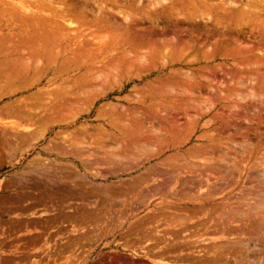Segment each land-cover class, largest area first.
<instances>
[{"label":"rangeland","instance_id":"rangeland-1","mask_svg":"<svg viewBox=\"0 0 264 264\" xmlns=\"http://www.w3.org/2000/svg\"><path fill=\"white\" fill-rule=\"evenodd\" d=\"M22 1L0 0V65L7 66H0V264H264V181L259 183V178H264V0L159 1L170 19L168 25L159 24L163 27L159 37L152 39L151 43L161 47L153 57L146 48L150 41L142 44L136 37L117 35L106 40L105 47L98 43V35L93 36L97 33L94 28L84 25L87 22H74L82 26L77 32L68 21H60L65 27L68 24L65 31L71 32L70 42H90L89 47L65 55L73 61L68 70H46L39 63L42 72H20L18 68L24 61L16 52L25 42L21 34L30 25L29 13L26 9L27 15L17 11L12 16L10 6ZM128 1L120 0V5ZM23 2L32 10L39 0ZM100 3L103 5L100 0L96 4ZM53 4L62 3L55 0ZM168 6L181 14L171 10L170 14ZM148 7L142 4L140 8L144 13ZM115 8L116 12L124 7ZM130 11L132 22L144 19L140 11ZM80 14L86 15L85 11ZM148 26L138 34L148 32ZM175 29H179L177 33ZM168 31L171 35L166 37ZM68 39H60L54 49L63 52ZM172 46L178 48L174 54ZM132 47L141 50L139 57L130 52ZM85 49L94 53L89 55ZM80 51L85 60L77 62ZM126 57L134 61L102 78L100 85L80 87L83 74ZM63 84H70V90L64 91ZM190 86L196 90L191 91ZM189 90L194 92L192 98L204 104L202 109H208L207 115L195 116L197 111L190 102L178 100L180 93L192 94ZM255 91L262 95L261 107L243 98ZM176 110L196 120L183 118L177 130L173 129L176 117L169 118ZM235 111L239 117L234 116ZM156 112L163 115L159 125L165 123L157 143L151 139L156 138L152 129L146 128L154 122L149 114ZM133 114L143 116L139 115V120L125 117ZM205 148H214L212 152L218 156L228 150L230 163L215 161L210 171L202 169L200 166L208 163L202 159L208 154L200 157L197 153ZM183 154L197 171L181 169L179 157ZM161 169H175L173 177L167 180L165 190L148 194L147 188L165 180L156 171ZM192 176L194 183L180 185L179 179ZM181 190H185L183 195L173 196ZM137 198L145 202L134 207L136 211L110 207L114 201Z\"/></svg>","mask_w":264,"mask_h":264},{"label":"bare ground","instance_id":"bare-ground-1","mask_svg":"<svg viewBox=\"0 0 264 264\" xmlns=\"http://www.w3.org/2000/svg\"><path fill=\"white\" fill-rule=\"evenodd\" d=\"M21 1V0H20ZM24 1V0H23ZM15 2V3H17L16 5H12V4H10V5H12V6H10V8L11 7H13V9H12V14L10 13V15H17L16 13H17V11H22V13H25L26 15L29 13V16H28V18H27V21H28V24H30L29 26H27L25 29H24V31L22 32V37L24 38V40H25V42H24V44H22L21 43V39L20 38H16V37H14V39H20L19 41H20V43L22 44V46H21V48L20 47H17V49H18V51L16 52V54L18 55V56H20V59H22L23 61H24V63H22L21 64V66H19L18 68L21 70L20 72H24V71H27V72H32V71H35L36 72V69H37V71L39 70V67L40 68H42V69H46V70H50L51 68H58V71H60V70H62V69H64L63 71H66V70H68L67 68L72 64V59L70 58V57H66L65 55H68V53L69 52H71L73 49H74V51H79V47H80V49L81 48H83L84 46H88L89 44H90V42H89V44H88V42L87 43H82V44H79L78 42V40H76V42H70V40L68 39V36H70L71 34V32H69V30H67V31H65L66 30V28H68V24H71V25H73L74 27H77L78 28V26H81V25H78V26H75V25H77V24H81L82 22L83 23H86V24H84L85 26L87 25L88 26V28H94V30L97 32L96 34H93V36H95V35H98V38L97 39H100V41L99 40H97V41H99L98 43H100L101 45H104V44H106L105 45V47L107 46V43L113 38V36H117V35H119L120 37L122 36V37H125V38H127L128 39V37H130V36H132V38H134L135 39V37L136 38H138L139 39V42H141L142 44H146L148 41H150V43L148 44V46L146 47V48H148V50H149V52H148V55L150 54L152 57L155 55H153V52L155 53V50L157 49V50H159V49H161V47L158 49V47H156V44L155 43H151L153 40L152 39H154V38H156V37H159V34H158V32H159V30H161L162 28H160V23H165V22H167L166 24L168 25L169 23V19L170 18H168L167 19V16H169V15H164L165 14V12L166 11H163L162 9L163 8H160L161 6H160V2H162L161 0H138L136 3H132V4H130L129 3V1L128 2H126V4H122V5H120V0H100V2L102 1L103 2V5H101L102 3H100V4H96L97 3V1H99V0H97L96 1V3H94V1L93 0H69L71 3L69 4V2L67 1V0H58V1H61V5L60 6H55V5H57V4H53L54 3V1L55 0H48V2H43V0H42V3H41V1L39 0V2L38 3H36L35 2V5H34V9H32V10H29L28 9V7L30 6L28 3H24V2ZM87 1H90V2H87ZM125 1H127V0H125ZM143 1H147V2H145V4L147 3V5L149 6V7H153V9H154V11L153 10H150V9H152V8H147V10H144V13H143V11H142V9H144V8H140L141 7V5L143 4L145 7H147V5H145L144 3H143ZM160 1V2H159ZM192 1V0H191ZM7 2V1H6ZM31 2V1H30ZM64 2H67L69 5H64L63 3ZM92 2V3H91ZM122 2V1H121ZM134 2V1H133ZM141 2H142V4H141ZM193 2V1H192ZM228 1H226V3H227ZM231 2V1H230ZM230 2H228V4L230 3ZM1 3V2H0ZM10 3V2H9ZM34 3V2H33ZM129 3V4H128ZM160 3V4H159ZM165 3H166V1H165ZM165 3H163V4H165ZM232 3V2H231ZM230 3V4H231ZM95 6H93V5ZM141 4V5H140ZM150 4V5H149ZM96 5L99 7L100 5V7L98 8L97 7V9H96ZM151 5H153V6H151ZM162 5V4H161ZM182 5H183V3H182ZM2 6H3V4H2ZM5 6H7V5H5ZM112 6H113V9H112ZM115 6H122V7H124V8H122L121 9V11H117L116 10V12H115V10H114V8H115ZM191 6V5H190ZM7 7H9V5L7 6ZM6 7V8H7ZM166 7H167V5H166ZM176 7V6H175ZM178 7V6H177ZM176 7V8H177ZM1 8V10H3L2 9V7H0ZM32 8V7H31ZM102 8H104V9H102ZM131 8H133V10L137 13L138 11H140V9H141V11H140V15H143V17H144V19H142V17H141V20H139V21H134V22H132V19L130 18L131 16V14H130V9ZM175 8V9H176ZM8 9V8H7ZM26 9H27V11H28V13H26L27 11H26ZM107 10L106 12H102V10ZM116 9V8H115ZM146 9V8H145ZM158 9H161V10H158ZM172 9H174V7L172 6ZM178 9V8H177ZM179 9H180V7H179ZM10 10V9H9ZM72 10V11H71ZM158 10V11H157ZM171 9L169 8V6H168V10L167 11H170ZM183 10V9H182ZM5 11V10H4ZM23 11H26V12H23ZM81 11H85V13H86V15L85 14H80L81 13ZM172 11V10H171ZM170 11V14H172V12L173 13H175L176 12V10H175V12L174 11H172L171 12ZM133 12V11H132ZM142 12V13H141ZM154 12V13H153ZM178 12V13H177ZM176 12V14H181L180 12H179V10ZM169 13V12H168ZM1 14V13H0ZM24 14V15H25ZM45 14V15H44ZM138 14V13H137ZM206 14H208V13H206ZM18 15H21V13L19 14V12H18ZM88 15H90V18H87V16ZM115 15H117L118 17L120 16V20L119 19H117L116 17H115ZM133 15H135L134 13H133ZM132 15V16H133ZM211 15V14H210ZM166 16V17H165ZM137 17V16H136ZM181 17H182V15H181ZM211 17V16H210ZM12 18V17H11ZM19 18H21V17H19ZM67 18V19H66ZM133 18H134V16H133ZM172 18V17H171ZM9 20H10V18H9ZM14 20V19H13ZM166 20V21H165ZM174 21L176 20V18L175 19H173ZM172 19H171V21L174 23V21H173ZM177 20H178V18H177ZM181 20V19H180ZM21 21V20H20ZM19 21V22H20ZM23 21V20H22ZM22 21H21V24H22ZM26 21V22H27ZM62 21H65V24H66V21H68L67 23V26L65 27V25L63 26V25H61V22ZM182 22H184L183 21V19L181 20ZM181 21H180V23H181ZM74 22H78L77 24L76 23H74ZM79 22H81V23H79ZM177 22V21H176ZM82 23V24H83ZM185 23V22H184ZM20 24V23H19ZM23 24H25V22H23ZM62 24H64V23H62ZM75 24V25H74ZM149 24V26L148 27H150V29H149V31L147 32L146 30H145V32L144 33H142V34H138V32L140 31V30H142V28L144 27V25H148ZM166 24H165V26H166ZM178 24H179V20H178ZM152 25H154V28L152 27L151 28V26ZM156 25H158L159 26V29H155V26ZM161 25H163V24H161ZM23 26V25H22ZM25 26V25H24ZM84 26V27H85ZM164 26V27H165ZM176 26H177V24H176ZM71 28H72V26H70ZM82 27V26H81ZM83 27V28H84ZM157 27V26H156ZM173 27H175V26H173ZM19 28H21L20 26H19ZM80 28V27H79ZM79 28H78V30L75 28V30H77V32L79 31ZM168 28V27H167ZM179 28V27H178ZM81 29V28H80ZM173 29V28H172ZM158 30V31H157ZM169 30H171V29H169ZM174 30V29H173ZM172 30V31H173ZM176 30V29H175ZM177 30H179V29H177ZM176 30V33L178 32ZM184 30V29H183ZM182 30V31H183ZM186 30H187V28H186ZM83 32H88V31H83ZM94 33V32H93ZM161 33V32H160ZM163 33H165L166 34V32H163ZM181 33V35H182V32H180ZM179 33V34H180ZM194 33V32H193ZM76 34V33H75ZM74 33H73V35H75ZM91 34V33H90ZM174 34H175V32H174ZM188 34V33H187ZM100 35V36H99ZM111 35V36H110ZM161 35V34H160ZM167 35V34H166ZM166 35H162V36H166ZM171 35V34H170ZM169 35V31H168V35L166 36V37H168V36H170ZM178 34H176V36H177ZM180 35V36H181ZM78 36V35H77ZM90 36H92V34L90 35ZM105 36V37H104ZM176 36L174 37V38H176ZM20 37V36H19ZM97 37V36H96ZM120 37H117L118 39L120 38ZM165 37V38H166ZM62 38H64V40H66V39H68L67 40V42H66V45H65V48H64V50H63V52H61L59 49L57 50V49H54V48H57V47H54L57 43L56 42H58L59 43V40L60 39H62ZM84 39H86L85 37H83ZM82 38V39H83ZM117 38H115V39H117ZM179 38H182V37H179ZM179 38H178V41L177 42H179V44L180 43H182V42H180V40H179ZM192 38V37H191ZM83 39V40H84ZM90 39H92V37L90 38ZM116 40V43H117V41H119V40ZM159 39H161V38H159ZM158 39V40H159ZM196 39V38H195ZM82 40V41H83ZM96 40H93L92 39V41H96ZM106 40H109V41H106ZM136 40V39H135ZM162 40V39H161ZM164 40V39H163ZM194 40V39H193ZM10 41V40H9ZM16 41V40H15ZM81 41V42H82ZM132 41V40H131ZM198 41V40H197ZM80 42V43H81ZM128 42V41H127ZM170 42H172V41H170ZM176 42V43H177ZM78 43V44H77ZM93 43V42H92ZM97 43V44H98ZM113 44H114V42H112ZM122 43V42H121ZM120 43V44H121ZM166 43H168V42H166ZM173 43V42H172ZM174 43H175V40H174ZM185 43H187V42H185ZM196 42H194V44H195ZM7 44H9V43H7ZM12 44V43H11ZM126 44V43H125ZM170 44V43H169ZM58 45V44H57ZM99 45V44H98ZM173 45H175L176 46V44H173ZM15 46H16V44H15ZM19 46V45H18ZM59 46V45H58ZM91 46V45H90ZM113 46H115V45H113ZM113 46H111L112 48H113ZM175 46H172L171 47V52H173L174 50L176 51V49L178 50V48H175ZM8 47V46H7ZM89 47V46H88ZM97 47L98 46H96L95 48H93L94 50H97ZM99 47H103V46H99ZM186 47H189V46H186ZM196 47V46H195ZM12 49H10V50H13V47H11ZM129 48V47H128ZM7 49V48H6ZM89 49V48H88ZM111 49V48H110ZM184 49V48H183ZM8 50V49H7ZM6 50V51H7ZM9 50V51H10ZM86 51H90V50H87V49H85ZM8 51V52H9ZM141 50L139 49H137V50H133V47L131 48V51L130 52H132V54H137L138 55V53L140 52ZM15 52V51H14ZM13 52V53H14ZM81 52H82V54H81ZM98 52V51H97ZM72 53V52H71ZM76 53H78V52H76ZM87 53V52H86ZM90 53L91 54H93L92 53V50H91V52H89L88 54L90 55ZM158 53V52H157ZM174 53H176V52H173V54ZM183 53V52H182ZM80 54H81V56H80V59H78L77 60V62L78 61H81V60H85V58L82 56L83 55V51H80ZM124 54V53H123ZM130 54V53H129ZM160 54V55H159ZM164 54V53H163ZM178 54H179V52H178ZM96 55H98V54H96ZM142 55L143 56H145L144 55V53L142 52ZM160 56V58H161V53L159 52L158 54H157V56ZM184 55V54H183ZM193 55H194V52H193ZM92 56V55H91ZM141 56V55H140ZM142 56V57H143ZM147 56V55H146ZM177 56V55H176ZM175 56V57H176ZM180 56H182V54H181V52H180ZM179 56V57H180ZM66 57V58H65ZM114 57V56H113ZM135 57V56H134ZM137 57H139V55L137 56ZM142 57H140V58H142ZM150 56H148V58H149ZM178 57V56H177ZM89 58V57H88ZM87 57H86V59H88ZM116 58V57H115ZM127 58V57H126ZM144 58V57H143ZM143 58H142V60H143ZM155 58V57H154ZM159 58V59H160ZM181 58H183V57H181ZM194 58H195V56H194ZM7 59V58H6ZM64 59V60H63ZM71 59V60H70ZM145 59V58H144ZM153 59V58H152ZM10 60V59H9ZM17 60H18V58H17ZM74 60H76V59H74ZM100 60L102 61V63H103V58H100ZM112 60V59H111ZM114 60V59H113ZM164 60V59H163ZM162 60V61H163ZM193 60V59H192ZM117 62H113V63H109V64H103V66H96V64H95V66L97 67L96 69L95 68H93V67H89V68H93L94 70H92L91 72H89L88 74H83V76L84 77H82V81L80 82V87L82 88V87H84V88H86V87H88L89 85H91V86H97L98 84L100 85L105 79L104 78H106L105 76H109V75H111L110 73L112 72H114L116 69H121V68H123L124 66H126V64H129V63H131L132 61H134V60H132L131 62H129V60H128V58L127 59H125V61H122V59H118V60H116ZM147 61V60H146ZM160 61V60H159ZM181 60H180V58H178V62H180ZM184 61H186V60H184ZM194 61V60H193ZM8 62V61H7ZM129 62V63H128ZM151 62V61H150ZM150 62H148V63H150ZM188 62H191V61H188ZM198 62V61H197ZM40 63V65H39V67H38V64ZM134 63V62H133ZM137 63H140V62H137ZM174 63V62H173ZM196 63V62H195ZM4 64V63H3ZM98 64V63H97ZM135 64V63H134ZM142 64V63H141ZM145 64V63H144ZM161 64H162V62H161ZM171 64H172V62H171ZM185 64V63H184ZM186 64H187V62H186ZM13 65V64H12ZM76 65V64H75ZM92 65V64H91ZM133 65V64H132ZM164 65V64H163ZM0 66H5V65H0ZM5 67H7V66H5ZM12 67V66H11ZM65 67H66V70H65ZM129 67V66H128ZM146 67V66H145ZM149 67V66H148ZM87 68V67H86ZM130 68V67H129ZM132 68V67H131ZM164 68V67H163ZM2 69V68H1ZM42 69H40V71L42 70ZM80 69H82V67H80ZM84 70H86V69H84ZM125 70V69H124ZM138 70H141V69H138ZM8 71V70H7ZM40 71H38V72H40ZM11 72H12V70H11ZM19 72V71H18ZM19 72V73H20ZM37 72V73H38ZM42 72V71H41ZM57 72V71H56ZM68 72V71H67ZM87 72V71H86ZM81 73H84V72H82L81 71ZM116 73V72H115ZM34 74V73H33ZM36 74V73H35ZM126 74V73H125ZM179 74V73H178ZM183 75V74H182ZM16 76V75H15ZM37 76V75H36ZM80 76V75H79ZM113 77H114V75H112ZM112 76H110L111 78H112ZM184 76V75H183ZM182 77V76H181ZM49 78V77H48ZM104 80H103V79ZM117 78H119V77H117ZM121 78V77H120ZM119 78V79H120ZM193 78V77H192ZM194 78H197L198 80H199V78L198 77H196V76H194ZM35 79V78H34ZM33 79V80H34ZM174 79V78H173ZM182 79V78H181ZM10 80V79H9ZM79 80H81V78H79ZM114 81H115V79H113ZM117 80V79H116ZM109 81V80H108ZM113 81V82H114ZM163 81V80H162ZM162 81H161V83H162ZM201 81V80H200ZM23 82H25V81H23ZM72 82V81H71ZM73 82H75V81H73ZM72 82V83H73ZM78 82V81H77ZM107 82V81H106ZM180 82V81H179ZM182 83H184L185 84V82H183V81H181ZM79 83V82H78ZM105 83V82H104ZM191 84H192V82H190ZM190 83H187V84H189L190 85ZM195 83V82H194ZM258 83V82H257ZM71 84V83H70ZM70 84H66L65 86H64V84H63V86H64V91H67V90H70ZM161 87H163L164 86V83H162L163 84V86L160 84V83H158ZM166 86L168 85L167 83L165 84ZM195 85H197V84H195ZM260 85V84H259ZM166 86H165V88H166ZM182 86V85H181ZM193 86H194V84H193ZM152 88H153V86H152ZM179 88V87H178ZM192 87L190 86V89H191ZM194 88V87H193ZM191 89V91H193V90H196L195 88L194 89ZM154 89V88H153ZM169 89V88H168ZM171 89V88H170ZM63 91V92H64ZM83 91V90H82ZM146 91V90H145ZM147 91H148V89H147ZM184 91V90H183ZM187 91V90H186ZM190 91V90H189ZM190 91V92H191ZM200 91V90H199ZM144 92V91H143ZM253 92V91H252ZM158 93V92H157ZM161 93H164V92H162L161 91ZM166 93V92H165ZM170 93V92H169ZM169 93L167 94V95H169ZM172 93V92H171ZM192 93V92H191ZM194 93V92H193ZM189 94V95H187V93L186 92H184V93H180V94H178V100L179 101H182V100H184V101H187L186 103H187V105L189 104L188 102H190V107H194V111H197L196 112V114H195V116H197V117H201V116H204L205 114L207 115V111H208V109H204V107H203V109H202V105H204V104H202L201 105V103L198 101V99H194V98H192V97H194L193 95L194 94ZM40 94V93H39ZM145 94V93H144ZM149 94V92L147 93V97L148 96H150V98L152 97L151 95H148ZM248 94V93H247ZM244 95L243 96V98L245 99V98H249V99H252V100H254L255 102H257L258 103V105L260 106L261 104H262V102H260V100H259V98H261L260 96H262V95H260V93L257 95L256 94V91L254 92V93H250V94H248V95ZM157 95V94H156ZM158 95H160L159 93H158ZM163 95V94H162ZM161 95V96H162ZM172 95V94H171ZM220 95V94H219ZM234 95V94H233ZM197 96V95H196ZM199 96V95H198ZM236 96H237V94H236ZM238 96H240L239 94H238ZM143 97V96H142ZM155 97H157V96H155ZM137 98V97H136ZM135 98V99H136ZM141 98V97H140ZM242 98V99H243ZM68 99V98H67ZM134 99V100H135ZM237 99V98H236ZM69 100V99H68ZM125 100V99H124ZM46 101H48V100H46ZM133 101V100H132ZM65 103V102H64ZM134 103V102H133ZM161 103V102H160ZM185 103V104H186ZM66 104V103H65ZM229 105V104H228ZM209 106V105H208ZM230 106V105H229ZM189 107V106H188ZM189 107V108H190ZM261 107V106H260ZM259 107V108H260ZM153 108V107H152ZM206 108V107H205ZM261 109V108H260ZM175 111V110H174ZM178 110H176V113L175 114H172V113H174V112H172L171 114L172 115H170V118L169 117H167V116H165L164 115V117H167V118H169L170 120H172L171 118H173V117H176V118H174V120H175V125L173 124L172 126H173V129H176V128H178V122H179V120H181V119H185L187 122H189V121H192L191 119H193V121H194V119L195 118H193V117H191V115L190 114H188V113H186V112H183V111H181L180 113H179V111H180V109H179V111L177 112ZM10 112V111H9ZM209 112V111H208ZM13 113V112H12ZM195 113V112H194ZM235 113V114H234ZM233 114H234V116L235 117H239L240 115H239V113H237L236 111L234 112ZM116 114V113H115ZM165 114V113H164ZM14 115V114H13ZM26 115V114H25ZM120 115V114H119ZM139 115H141V114H133L132 116L131 115H126L125 117L126 118H130V120H139V118L141 119L142 117H140ZM231 115V114H230ZM229 115V116H230ZM259 115V114H258ZM139 116V117H138ZM141 116H143V115H141ZM149 116H150V114H149ZM148 116V118L150 119V120H153L154 122H152L151 124L149 123V126H147L146 128L147 129H150V131H151V129H152V134H154L155 136H156V138L154 137H152L151 139H153L154 140V142H158L157 141V138L159 137V135L160 134H158V133H160L159 131H161V127L165 124H162L161 125V123H160V125H159V123H158V121H161V120H159V118H161V117H163V115L160 117L159 116V114H157V112L156 113H152L151 114V116L149 117ZM172 116V117H171ZM194 116V117H195ZM233 116V115H232ZM234 117V118H235ZM147 118V119H148ZM166 118H164V120H165ZM169 119H167L168 121H170ZM196 120V119H195ZM236 120H239V119H236ZM247 120V117L246 118H244L242 121H246ZM142 121H144V119H142ZM118 122V121H117ZM137 122H139V121H137ZM136 122V123H137ZM151 122V121H150ZM161 122H163V121H161ZM171 123V122H170ZM169 123V124H170ZM141 124V123H140ZM140 124H139V126H140ZM143 124V123H142ZM167 124L168 123H166V126H167ZM145 125V124H144ZM143 125V126H144ZM156 125H159V126H156ZM165 126V125H164ZM163 126V127H164ZM116 128V127H115ZM138 128V127H137ZM141 129L142 128H140L139 127V131H141ZM170 129V128H169ZM192 129V128H191ZM143 130H145L144 128L142 129V131ZM177 130V129H176ZM136 131V130H135ZM139 131H137V132H139ZM146 131V130H145ZM171 131V130H170ZM193 132V131H192ZM129 133H131V132H129ZM149 133V132H148ZM157 133V134H156ZM164 133H166V131H164ZM143 134V133H142ZM132 135H133V133H132ZM153 135V136H154ZM164 134L162 133V136H163ZM166 135V134H165ZM147 136H149V135H147ZM158 136V137H157ZM145 137V136H144ZM210 137V136H209ZM98 138V137H97ZM245 138V137H244ZM76 139V138H75ZM135 139H138V137L137 138H135ZM142 139V141H144L143 140V138H141ZM146 140H147V138H145ZM99 140V139H98ZM156 140V141H155ZM209 140H211L210 138H209ZM215 140V139H214ZM233 140V139H232ZM139 141V140H138ZM216 141V140H215ZM230 142H232V141H230ZM141 143V142H140ZM139 143V145H141ZM145 143H147V142H145ZM249 143V142H248ZM93 144V143H92ZM96 144V143H95ZM142 144H143V142H142ZM234 144V143H233ZM254 145V144H253ZM143 146V145H142ZM231 146V145H230ZM239 146V145H238ZM247 148V147H246ZM149 149V148H148ZM216 149V148H215ZM226 150V149H225ZM214 152V148H211V149H208V148H205V149H201L200 151H199V153H201L200 155H199V153H197L198 154V156H204L205 154H208V157H204L202 160L204 161V162H208L207 164H202L200 167H202V169L203 168H205L206 170L207 169H209V171H210V169L211 168H213L212 166V164L213 163H215V161H219V162H222V163H225V164H227V163H230L229 162V155L227 154V151L226 152H221V155L220 156H218V154H213V152ZM247 151H249V150H247ZM194 153V152H193ZM217 153V152H216ZM232 153V152H231ZM252 153V152H251ZM197 154H193V156H196ZM204 154V155H203ZM220 154V153H219ZM190 155V154H189ZM188 155V156H189ZM209 155H211V156H209ZM212 155H217L216 156V158H213V156ZM186 155H181L179 158H181L180 160H181V163H180V161H178V164L180 163V166H182L183 168H181L182 170L184 169V168H186V169H184V170H187V171H191L192 172V170L193 171H197V170H194V167H195V164H194V167H192V166H189V163H188V161L186 160V158L187 157H185ZM190 156H192V155H190ZM192 156V157H193ZM197 156V157H198ZM196 157V158H197ZM239 157V156H238ZM235 158V157H234ZM187 159H189V158H187ZM241 159V158H240ZM240 159H238V161L240 162ZM167 160V159H166ZM170 160V159H169ZM236 160V159H235ZM176 161H177V159H176ZM232 161H233V159H232ZM172 162V161H171ZM233 163V162H232ZM255 163V162H254ZM181 164H186V166H183V165H181ZM219 164V163H218ZM221 165V164H220ZM229 165H231V164H229ZM235 165V164H234ZM257 165V164H256ZM175 166H177V165H175ZM179 166V165H178ZM199 166V165H198ZM226 166V165H225ZM197 167V166H196ZM216 167V166H215ZM218 167V166H217ZM259 167V166H258ZM197 169V168H196ZM175 170V169H174ZM174 170H172V171H174ZM180 170V169H179ZM158 173H162L166 178H165V180H163V181H161V182H157L156 184H154V185H150L151 187H149V188H147L146 189V191L148 192V194L149 193H151V191L152 192H162L163 191V189L165 188V186H166V182H168L167 180H170V177H173L172 176V174H174V172L175 171H178V168H177V170H175L174 172H172L171 171V169L170 170H156ZM199 171V170H198ZM202 171V170H201ZM172 172V173H171ZM212 172V171H211ZM195 173V172H194ZM201 173V172H200ZM203 173V172H202ZM214 173V172H213ZM223 173V172H222ZM215 174V173H214ZM196 175V174H195ZM216 175V174H215ZM220 176H218V177H221V175H223V174H219ZM179 176V175H178ZM202 176V175H201ZM217 176V175H216ZM256 176V175H255ZM257 176H258V174H257ZM174 177H176V176H174ZM203 177V176H202ZM259 178V177H258ZM144 179V178H143ZM183 180H181V179H179L180 181V183L182 182L183 184H180V185H184V184H188V183H194V178H193V176L192 177H187V178H182ZM199 179H201V177L199 178ZM222 179H224V177L222 178ZM222 179H220V180H222ZM260 179H261V181H260ZM142 180V179H141ZM147 180V179H146ZM218 180V179H217ZM253 180V179H252ZM254 181H256V180H254ZM259 183H261L262 181H264V178L263 177H261V178H259ZM137 182V181H136ZM253 182V181H252ZM135 183V182H134ZM139 183V182H138ZM142 184V183H141ZM140 185V184H139ZM193 185V184H192ZM216 186V185H215ZM254 187V186H253ZM257 187V186H256ZM138 188V187H137ZM183 188H185V187H183ZM262 188V187H261ZM143 190V189H142ZM165 190V189H164ZM185 191V190H184ZM183 190H181L180 192H175L174 194H173V196H181V195H183V193H185ZM248 191V190H247ZM251 192H252V190H250ZM251 192H250V194H251ZM257 192V191H256ZM260 192H262V191H260ZM188 193V192H187ZM263 193V192H262ZM142 194V193H141ZM249 194V195H250ZM154 195V194H153ZM168 195H170L171 196V194L169 193ZM205 195V194H204ZM255 195V194H254ZM262 195V194H261ZM264 195V194H263ZM262 195V197H264ZM141 197L143 196V195H140ZM139 196V197H140ZM246 196V195H245ZM137 197V196H136ZM140 197V198H141ZM256 197V196H255ZM261 197V196H260ZM140 198H137V199H130V200H124V201H114L113 203H111V205H110V207H117V208H125L126 210H127V212L128 211H130V212H132V210L133 211H136V209H138L137 208V206H139V203H141V202H145V201H142V200H144V199H142L141 201L139 200ZM255 199H257V198H255ZM254 199V200H255ZM262 199V198H261ZM251 201H252V199H251ZM257 201V200H256ZM255 201V202H256ZM258 201H260V200H258ZM251 203V202H250ZM253 203H254V201H253ZM258 203V202H257ZM260 203H261V201H260ZM259 203V204H260ZM146 204V203H145ZM251 205V204H250ZM165 206V205H164ZM239 206V205H238ZM247 206V205H246ZM255 206V205H254ZM257 206H259L258 204H257ZM256 206V207H257ZM134 207H136V209H134ZM141 206H139V208H140ZM241 207V206H240ZM261 207V206H260ZM263 207V206H262ZM160 209V208H159ZM237 209H239V208H237ZM250 209H251V207H250ZM160 210H162V208L160 209ZM236 210V209H235ZM258 210V209H257ZM261 210V209H260ZM247 211V210H246ZM252 211H254V210H252ZM262 211H263V209H262ZM248 212V211H247ZM249 212H250V210H249ZM257 212V211H256ZM259 212V211H258ZM261 212V211H260ZM250 214V213H249ZM256 214V213H255ZM255 214H252V215H255ZM259 214V213H258ZM257 215V214H256ZM262 215V214H261ZM157 216V215H156ZM158 216H161L160 214L158 215ZM164 216V215H163ZM257 216H259V215H257ZM148 217V216H147ZM255 216H253V218H254ZM151 218V217H150ZM149 218V219H150ZM152 218H153V216H152ZM151 218V219H152ZM154 218H155V216H154ZM153 218V219H154ZM148 219V220H149ZM257 219V218H256ZM261 219H262V217H261ZM139 220V219H138ZM147 220V221H148ZM254 220V219H253ZM259 220V219H258ZM253 222V221H252ZM257 222V221H256ZM140 223V222H139ZM254 223V222H253ZM135 224H136V222H135ZM140 225V224H139ZM144 224H142V226H143ZM146 225V224H145ZM254 226H255V224H253ZM264 225V224H263ZM136 226H138V221H137V225ZM141 226V225H140ZM252 226V225H251ZM250 227V226H249ZM253 227V226H252ZM135 228V227H134ZM138 228H139V226H138ZM143 228V227H142ZM258 228H259V226H258ZM130 229H131V227H130ZM136 229V228H135ZM140 229V231H141V227L139 228ZM261 229H262V226H261ZM147 230V229H146ZM135 231V230H134ZM139 231V230H138ZM136 232V231H135ZM141 233V232H140ZM260 237V236H259ZM251 238V237H250ZM264 238V237H263ZM253 239V238H252ZM259 239V238H258ZM254 240V239H253ZM263 240V239H262ZM260 241V240H259ZM262 242V241H261ZM263 244V243H262ZM225 262H227V261H225ZM224 262V263H225Z\"/></svg>","mask_w":264,"mask_h":264}]
</instances>
